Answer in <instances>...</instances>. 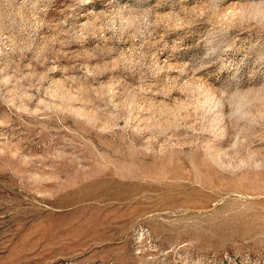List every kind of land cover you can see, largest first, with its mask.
Wrapping results in <instances>:
<instances>
[{
  "label": "rangeland",
  "instance_id": "374dc122",
  "mask_svg": "<svg viewBox=\"0 0 264 264\" xmlns=\"http://www.w3.org/2000/svg\"><path fill=\"white\" fill-rule=\"evenodd\" d=\"M0 264H264V0H0Z\"/></svg>",
  "mask_w": 264,
  "mask_h": 264
}]
</instances>
